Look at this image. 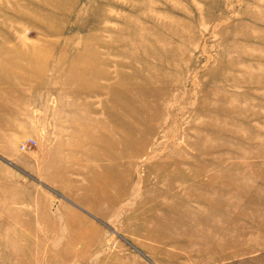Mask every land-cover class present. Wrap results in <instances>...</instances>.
<instances>
[{"label":"rangeland","instance_id":"obj_1","mask_svg":"<svg viewBox=\"0 0 264 264\" xmlns=\"http://www.w3.org/2000/svg\"><path fill=\"white\" fill-rule=\"evenodd\" d=\"M0 264H264V0H0Z\"/></svg>","mask_w":264,"mask_h":264},{"label":"built area","instance_id":"obj_2","mask_svg":"<svg viewBox=\"0 0 264 264\" xmlns=\"http://www.w3.org/2000/svg\"><path fill=\"white\" fill-rule=\"evenodd\" d=\"M24 148V147H23Z\"/></svg>","mask_w":264,"mask_h":264}]
</instances>
